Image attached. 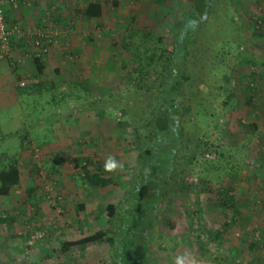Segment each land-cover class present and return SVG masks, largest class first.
I'll list each match as a JSON object with an SVG mask.
<instances>
[{"label":"rangeland","instance_id":"1","mask_svg":"<svg viewBox=\"0 0 264 264\" xmlns=\"http://www.w3.org/2000/svg\"><path fill=\"white\" fill-rule=\"evenodd\" d=\"M24 1L29 10L25 13L38 18L29 26L21 18L23 12L15 16L28 34L42 27L57 29L61 35L42 58L43 75L26 58L20 66L25 76L3 89L10 93L8 99L0 95V159L17 157L21 172L19 187L10 197L0 198L4 220L0 264H113L116 255L130 264L140 242L133 236L138 229H131V209L119 213L127 207L135 182L132 123L137 124L142 113L134 108L131 118L123 115L122 110L133 105L127 101L123 52L110 45L120 43L126 29L168 39L182 1L190 0ZM89 1L104 8L96 23L80 18ZM262 9L264 0L233 2L236 29L244 44L228 61L234 71L220 69L209 85L202 86L210 93L213 117L201 123V129L189 130L185 158L197 152V160L192 165L187 159L180 161L171 179L177 195L160 206L159 222L144 242L151 246L149 264H175L177 256H186L190 264H264V84L248 82L251 72H259L250 63L256 51L264 49V39L259 38H264V26L260 35L253 34ZM14 52L22 54L20 48ZM259 57L264 60L263 54ZM263 62L257 61L261 71ZM22 135L27 136L24 145ZM86 160L93 169H109L114 163L107 175L113 184L98 189L86 186L80 170ZM29 190L34 192L28 194ZM220 191L233 197L227 206ZM109 205L117 207L112 225ZM122 223L129 225V232L115 230ZM102 230L111 231L110 247L101 242L63 252L64 243ZM37 234L43 238L32 241Z\"/></svg>","mask_w":264,"mask_h":264},{"label":"trees","instance_id":"2","mask_svg":"<svg viewBox=\"0 0 264 264\" xmlns=\"http://www.w3.org/2000/svg\"><path fill=\"white\" fill-rule=\"evenodd\" d=\"M16 1L20 5L27 3L26 1L23 3V0ZM233 2L234 0H190L185 4L182 1V12L177 14L175 22L170 26L168 39L155 37L152 32L126 29L121 42H112L110 45L123 52L121 68L128 80L127 101H131L133 105L121 109L123 115L128 118L134 108L141 109L142 113L137 124L134 122L135 117L132 116L136 177L132 189L128 192L127 207L121 209L119 213L125 215L131 209L134 218L131 229H138L133 236L140 242L135 246L130 264H149L146 257L148 253L151 255V246H146L144 242L148 240L159 222L160 206L169 201L170 197L177 195L171 185V179L180 169V161L187 159V164L192 165L197 160V152L185 158L191 142L188 137L189 130L201 129V123L205 125V121L213 117L210 93L205 92L202 86L209 85L212 75L220 69L230 68V71H234V68H228L227 65L230 64L228 61L238 54L240 46L244 43L236 29V20L232 13ZM113 5L118 7V2L114 1ZM80 15L84 22L96 23L102 19L104 8L98 1H89ZM260 19L262 22L260 29L253 25L254 35H260L264 26L263 17ZM191 21L196 22L194 28L188 26ZM7 23L9 24L8 21ZM16 23L20 24L22 32L28 37V32L17 19L9 25L14 26ZM92 37L90 35L89 39L92 40ZM93 40L95 41L94 38ZM12 43L13 51L16 47L20 48L22 53L18 56L14 52V59L25 56L26 52L30 53L37 72L43 75L45 66L42 59L34 58V47L28 45L25 40ZM26 47L28 50H25ZM24 59L26 58L21 59L22 63L16 68L23 64ZM202 72L205 74L201 75ZM255 73L253 72L249 84H258ZM201 77H204L202 84L199 82ZM21 81L19 84L24 83ZM226 86L230 89V84ZM23 89L26 90L25 87ZM249 89L255 93L254 85H250ZM47 121L49 123L50 120ZM54 124L55 120L51 127ZM25 140L27 136H23V145ZM199 150L203 149L200 147ZM0 161L2 162L0 198H8L21 183L20 163L15 156H8ZM78 163L76 167L79 168ZM91 168L90 160H86V164L80 168L86 186L98 189L113 184V179L107 177L109 173L112 174L111 170ZM36 171H40V168L36 167ZM33 192L29 190L28 194ZM219 193L224 198L222 203L225 206L233 200L229 191ZM123 204L120 202V205ZM83 208L80 207L81 210ZM107 213L108 223L112 225L117 207L109 205ZM235 213L239 214V209ZM3 221L0 219V223ZM115 230L127 233L130 227L122 223V227ZM112 241L111 231L102 230L79 240L66 242L62 245V250L68 252L71 249L101 242L107 243L110 247ZM134 244L132 242L131 246ZM114 258L113 264H124L119 255Z\"/></svg>","mask_w":264,"mask_h":264},{"label":"built area","instance_id":"3","mask_svg":"<svg viewBox=\"0 0 264 264\" xmlns=\"http://www.w3.org/2000/svg\"><path fill=\"white\" fill-rule=\"evenodd\" d=\"M11 5L17 7L16 0H0V62H8L12 68L19 66L22 63V58L33 59L30 53L25 54L22 58L14 59L13 41L25 40L28 45L34 47V58L42 59L47 53L50 45L60 37L61 33L57 29H38L35 34H28V37L22 32L20 24L16 23L11 26L6 21L5 6ZM261 16L255 18L254 25L260 29L262 22L260 17L264 16V9L260 10ZM25 37V38H24ZM27 39V40H26ZM24 87V83L20 84ZM43 238L42 234H37L32 237V241H37Z\"/></svg>","mask_w":264,"mask_h":264},{"label":"crops","instance_id":"4","mask_svg":"<svg viewBox=\"0 0 264 264\" xmlns=\"http://www.w3.org/2000/svg\"><path fill=\"white\" fill-rule=\"evenodd\" d=\"M23 3H25V2H23ZM18 4L19 3L17 1V6H18ZM23 6H24V4H23ZM21 7H22V5H19V8L16 9L17 7L15 8V7L11 6V5H6L5 6L6 19L9 22V24L13 23L14 20L16 19L15 16H17L19 13L21 14V12H23V14L21 15V18L24 19L23 21H25L27 25L30 26V25H33L34 23H36L35 21L38 20V18H36L33 13L26 14L25 11L28 10V8L25 9L24 7H22V8ZM259 38H261V40L264 39L263 35L261 37H259ZM256 46H260V44H258V45L256 44ZM256 48H258V47H256ZM256 52L258 54H257V56L254 59H252L250 65H252L253 68H256L257 71H259V72L254 71V73L256 72L255 75H256V77L258 79L257 80L258 83L259 84H264V71H261L259 69V68H261L260 64L259 65L257 64V61H258V63L264 61V60H261L260 57H259L261 54L264 55V53H263L264 49L260 50V51H256ZM249 75H250V77L248 78V82L251 81V76L253 75V73L251 72ZM24 76H25L24 69H22L20 67L12 68L10 66V64H8L7 62H0V84L2 85V90L0 91L1 97L3 98V97L6 96L7 97L6 99H8L7 95H9L10 93H7V92L5 93V91H3V89L6 88V85L9 86V87H12V84H17L16 83V82H18L17 80L23 78ZM254 79H255V77H254Z\"/></svg>","mask_w":264,"mask_h":264},{"label":"clouds","instance_id":"5","mask_svg":"<svg viewBox=\"0 0 264 264\" xmlns=\"http://www.w3.org/2000/svg\"><path fill=\"white\" fill-rule=\"evenodd\" d=\"M188 26L190 28H194L196 26V22L191 21V22H189ZM115 167H116V165L114 163H109V165H108L109 170H111ZM175 264H190V261L188 260V258L186 256H177V257H175Z\"/></svg>","mask_w":264,"mask_h":264}]
</instances>
